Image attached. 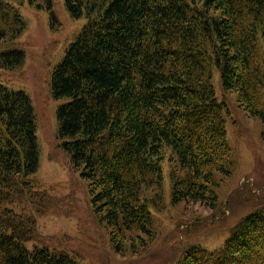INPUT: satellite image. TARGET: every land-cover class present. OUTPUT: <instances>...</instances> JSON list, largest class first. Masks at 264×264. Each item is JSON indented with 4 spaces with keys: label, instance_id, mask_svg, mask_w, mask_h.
<instances>
[{
    "label": "trees",
    "instance_id": "obj_1",
    "mask_svg": "<svg viewBox=\"0 0 264 264\" xmlns=\"http://www.w3.org/2000/svg\"><path fill=\"white\" fill-rule=\"evenodd\" d=\"M64 5L86 22L51 73L52 96L69 98L56 109L58 136L104 218L116 232L145 231L151 216L141 188L161 185L163 146L182 172L171 175V201L214 207L210 185L215 172L230 173L231 149L211 77L218 71L222 89L236 92L245 113L264 123V0ZM24 28L17 7L0 0V69L22 64L15 39ZM37 167L30 99L0 83V264H78L36 243L34 215L49 206L32 179ZM178 264H264V203L220 247L192 245Z\"/></svg>",
    "mask_w": 264,
    "mask_h": 264
},
{
    "label": "rangeland",
    "instance_id": "obj_2",
    "mask_svg": "<svg viewBox=\"0 0 264 264\" xmlns=\"http://www.w3.org/2000/svg\"><path fill=\"white\" fill-rule=\"evenodd\" d=\"M25 21L15 39L23 50L21 65L0 69V83L23 90L30 99L38 151V167L32 175L36 189L44 191L49 206L35 213L37 242L73 255L78 264H178L187 248L220 247L240 219L264 203V123L248 116L236 92L221 87L218 71L211 83L223 104L225 137L231 149L230 173L215 172L210 185L216 194L214 207L172 199L171 175L182 172L173 152L161 148V185L142 186L141 198L150 210L145 231L137 228L116 232L94 202L89 184L73 167L58 136L56 109L68 97L54 98L50 79L69 44L86 22L72 17L64 0H11ZM264 104V90L262 95ZM29 211V207H26ZM31 247L33 242L26 243Z\"/></svg>",
    "mask_w": 264,
    "mask_h": 264
}]
</instances>
